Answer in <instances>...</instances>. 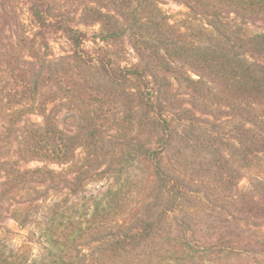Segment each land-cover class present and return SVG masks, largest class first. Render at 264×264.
I'll return each instance as SVG.
<instances>
[{"label":"rangeland","instance_id":"obj_1","mask_svg":"<svg viewBox=\"0 0 264 264\" xmlns=\"http://www.w3.org/2000/svg\"><path fill=\"white\" fill-rule=\"evenodd\" d=\"M47 1L52 17L87 33L91 55L106 56L120 71L138 67L143 77L112 80L61 34L37 49V59L15 61L12 46L34 30L22 4L10 18L0 2L5 71L15 67L3 82L0 71V92L13 100L0 103V264H47L50 252L83 264L94 257L109 264H264V154L253 159L248 145L264 137V117L259 125L243 121L223 94L209 97L206 108L190 102L203 99L196 90L202 73L203 84L219 87L204 54L245 59L254 49L249 41L259 43L264 0H201L202 10L184 0H141L134 32L118 17L117 34L103 31L105 41L97 35L114 28L97 23L91 11L109 13L103 0ZM35 72L36 103L23 92ZM151 102L172 125L165 148ZM45 134L70 140L68 163L45 158ZM26 136L34 147L27 157ZM148 150L160 152L158 165ZM164 209L163 237L122 251L102 247L96 255L100 244L92 239L120 240ZM176 241L233 251L193 256L183 245L173 248Z\"/></svg>","mask_w":264,"mask_h":264},{"label":"trees","instance_id":"obj_2","mask_svg":"<svg viewBox=\"0 0 264 264\" xmlns=\"http://www.w3.org/2000/svg\"><path fill=\"white\" fill-rule=\"evenodd\" d=\"M101 0H96L95 2H100ZM148 1V0H147ZM190 6L192 10H202V8H197L199 6V1L201 0H184ZM1 5L5 12L9 15L10 18H17L16 16V4H22L23 8L29 15V20L34 30L33 38H23L20 37L19 46H12V54L13 59L16 61L20 60L22 56L28 55L32 59H37L38 48L43 49L48 47L51 40L54 38V35L61 34L65 37L68 44L75 52V54L80 57L85 62L91 64H100L104 69L105 73L112 80L124 83L127 82L131 77H143L142 70L138 67L128 68L125 70H117L113 67L112 61L107 59L106 56H93L85 49V42L88 40L87 33L72 27L67 22H65L60 17H52L49 13V2L47 0H0ZM103 6H106V9L109 13H104L101 8H93L91 9L93 15L95 16V20L97 23H101L104 27L110 26V29L114 28V31L108 33L109 31L102 30L100 34H98V38L102 39V41L106 40L103 31H106L107 34L116 35L118 31L119 19L121 17L129 27L132 32L134 27L137 25L134 24L136 16L142 17V14L139 13V6L141 5V0H103ZM137 9V10H136ZM114 13V14H112ZM144 20V19H142ZM259 43H254L255 40L249 41L252 45L251 51H248L249 54L245 56V59L236 57H226V56H218L215 59L207 58V55L204 54V62L209 69V72L206 71L207 74H211L213 76V80L216 82L213 85V81L210 80V85L203 84L202 82L205 80L203 73L200 75L203 78V81L199 82L198 85H203L199 89H196L197 92L202 94V101H193L191 100V105L195 107L202 106L206 108V106H211L212 104L208 101L209 97H219V95H226V100H229L228 107L232 109L233 112L239 114L243 121L259 125L260 120L264 117V35L255 38ZM14 60H12L14 62ZM6 64V56L2 53L0 48V71L2 74V82L5 77L13 78V71L15 72V67H12L11 70L5 71ZM31 67H34V62H27ZM215 66L211 69V65ZM12 72V73H11ZM14 79H17L16 73L14 75ZM39 79L38 73L35 72L31 78H29V82L26 83V86L23 87V92L29 93L28 101L36 103L38 97V84L37 81ZM207 79V78H206ZM219 80H222V83H218ZM213 85V86H212ZM26 87V89H25ZM217 89V90H215ZM4 90V89H3ZM0 92V103L1 105H6L7 103H11L10 99H7V95H5V91ZM219 91V93H218ZM18 95L22 96L21 92L15 91ZM193 93V90H191ZM8 100V102H4L3 100ZM241 100V101H240ZM238 101V102H237ZM17 103V102H16ZM18 104V103H17ZM153 109L156 111L157 116L159 117V124L161 125L163 136L161 140L162 148L167 147V145L171 141V132L172 125L171 122L164 118L162 113L158 110V106L156 103L151 102ZM211 104V105H210ZM215 106V105H214ZM259 110V112L257 111ZM44 135V144L45 147L47 145V149H45L44 153L46 154L45 158H52L51 160H55L60 163H68L70 161V140L66 139H58L53 140V137ZM49 137V138H48ZM51 139V140H50ZM256 140H258L256 138ZM57 142L58 146H53V143ZM248 145L250 146V154L249 156H253V159L259 158L261 154H264V137L259 141H248ZM24 156L27 157L29 153H34L31 151L34 147L30 145L29 139L26 136L24 144ZM248 147V146H247ZM257 148L254 150L253 148ZM249 148V147H248ZM43 150V149H42ZM148 158L155 165L159 164L157 156L160 154L158 151H147ZM26 154V155H25ZM23 160H26L25 157H22ZM253 159H250V163L253 162ZM172 188H177L178 183L176 180L171 179ZM240 196V195H239ZM238 196V197H239ZM237 197V198H238ZM236 201V200H235ZM227 213L229 211L224 210ZM169 215L168 211L164 209L156 218L150 219L147 224L141 229L136 230L133 234L123 235L120 240L112 241V235L100 236L92 239V244H100L99 247H96V255L99 253L103 247L104 252L110 249L119 250L117 246H120V250H126L124 248H129L135 244V248L141 247L143 244L147 245L151 242L155 237H163V233L160 230V223ZM231 215V214H229ZM233 215V214H232ZM231 215V216H232ZM162 234V235H161ZM261 239L264 240V235H260ZM178 245L185 246V249L189 251L191 255H195L196 253L202 254H214V253H222V252H232L233 250L230 247L225 245H210L209 247H201L197 243H178L174 244L173 248H178ZM106 247V248H105ZM110 249H109V248ZM114 247V248H111ZM71 249V248H70ZM74 250V249H73ZM103 251V250H102ZM63 254V253H62ZM61 253H52L50 252L48 257L50 262L47 264H83L81 261H70L65 260ZM99 255V254H98ZM189 259L193 257L188 255ZM179 260V259H177ZM91 264H109L105 261L101 262L98 257L93 258V263ZM115 264V263H110Z\"/></svg>","mask_w":264,"mask_h":264}]
</instances>
